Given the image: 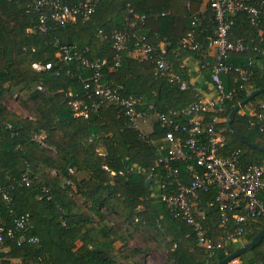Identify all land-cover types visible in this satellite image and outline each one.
I'll return each mask as SVG.
<instances>
[{"label":"trees","instance_id":"trees-1","mask_svg":"<svg viewBox=\"0 0 264 264\" xmlns=\"http://www.w3.org/2000/svg\"><path fill=\"white\" fill-rule=\"evenodd\" d=\"M29 2L0 0V98L4 92L18 89L20 97L25 94L21 100L28 112L25 115L17 113L0 102V185H14L10 206L19 213L29 211L32 214L33 227L28 234L40 237L36 245L19 246L12 240V253L24 256L25 264H34L44 255H47L45 264H123L108 250L117 240L123 242L125 236L106 222L107 210L134 216L138 226L144 224L156 235L165 233L170 247L177 243L175 248L171 247V258L176 264H207V250L198 244L193 227L174 217L154 197L153 184L157 177L150 190L146 187L147 177L156 174L152 169L155 147L127 125L121 107L106 101L91 110L88 117L77 116L70 101L82 98L90 104L93 100L84 87L90 71L76 61L58 62L54 46L55 39L77 46L87 45L91 59L108 57L111 60L116 51L110 33L124 29L127 16L134 18L129 13L132 8L145 14L141 33L147 35L149 42L169 41L172 47H178L190 29L192 13L199 9L200 0H192L190 4L186 0H100L90 19L54 24L44 32L36 28ZM207 6H210L209 0ZM260 19L264 23V14ZM100 28L107 37L99 33ZM260 34V28L250 21L246 12L235 15L230 32L232 39L245 38L252 43ZM202 42L205 53L207 40L203 38ZM261 46L264 48V42ZM187 51H179L178 57H174L177 69L185 55L193 53L198 57L202 54L189 51L187 54ZM252 53H233L231 61L245 64ZM35 60L53 61L54 65L38 71L32 65ZM211 65L207 68L209 79ZM253 70L247 86L227 101L221 122L226 128L229 149L241 148V160L245 164L264 162V150L236 136L229 127L228 117L255 88L263 90L243 106L258 108L264 100V55L257 57ZM155 71L151 59L127 57L118 69L105 68V77L123 83V94L143 96L142 109H148L150 104L155 106V111L181 107L197 97L198 91L190 81L188 88L181 89L179 84L158 77ZM235 74L224 75L227 89L240 84L234 81ZM184 75L188 79L186 72ZM41 84L42 89L38 87ZM150 112L154 114V110ZM251 118L249 114L236 112L232 126L248 141L264 145V131L251 127ZM149 131L151 137H159L164 132L156 118ZM70 167L74 168L73 172ZM25 173L31 179L28 185L20 184ZM80 173L82 177H78ZM67 179L72 183L68 184ZM79 194L83 203L78 200ZM81 203L87 204L89 211L81 210ZM141 205L143 208L139 209ZM10 206L4 201L1 204L11 223ZM94 216H98V220L93 223ZM263 227L264 215L254 218L242 240L230 244L228 250L232 252L248 243ZM126 247L123 246L122 251ZM128 249L139 252L138 248ZM247 252L249 255L243 258ZM245 253L241 257L247 264L263 260L264 238ZM226 255L224 250H217L209 264H218Z\"/></svg>","mask_w":264,"mask_h":264},{"label":"built area","instance_id":"built-area-1","mask_svg":"<svg viewBox=\"0 0 264 264\" xmlns=\"http://www.w3.org/2000/svg\"><path fill=\"white\" fill-rule=\"evenodd\" d=\"M100 0H30V12L39 31H47L51 25L86 21L96 12ZM210 6L192 13L191 26L178 43L179 50L204 53L202 39L207 40V50L213 49L211 78L214 95L212 97L197 93L189 104L181 107H167L156 110L153 104L142 109L143 96L123 94L124 84L115 83L105 77V68L118 69L127 57L151 59L155 63L156 75L169 82L179 84L181 89L189 87L187 73L188 61L182 58L178 69L167 55L161 44L148 41L141 33L145 14H139L132 8L127 16L124 29H115L110 33L115 56L91 59L87 45L54 40L58 62L76 61L90 71L84 87L92 102L82 98L70 101L77 116L88 117L91 110H96L101 102L106 101L121 107L126 115L127 125L137 130L139 137L156 149V157L151 173L156 181L153 184L154 197L162 202L170 213L186 221L193 227L198 244L207 250L208 261L217 250L229 254L228 246L239 243L244 237L249 223L264 215V162L245 164L241 160V148L230 150L222 125V115L226 111L227 101L243 90L254 74L253 65L257 57L264 55V36L260 32L258 40L251 43L245 38L232 39L230 32L235 15L246 12L250 21L261 28L260 15L264 14V0H209ZM166 12H163V14ZM31 30V28H30ZM99 33L108 34L103 29ZM255 42V43H254ZM252 51L245 64L231 61L233 53ZM193 55V53L189 54ZM33 67L38 71L51 69L53 61L35 60ZM236 73L238 86L227 89L224 75ZM43 88V85H39ZM154 110L156 122L164 130L159 137H151L143 124ZM249 114L251 127L264 131V100L258 104L240 110ZM70 172L74 171L70 167ZM152 180V181H153ZM31 179L25 173L20 184H30ZM67 183H72L67 179ZM14 185H0V264H25L24 256L12 253V240L17 245H36L40 237L28 234L33 227L32 214L17 212L10 205L13 201ZM45 191L48 193V189ZM50 196V195H49ZM48 196V197H49ZM10 206L12 222L1 209L2 202ZM174 248L177 243H173ZM47 255L39 257L34 264H45ZM227 264H247L241 256ZM255 264H264L260 259Z\"/></svg>","mask_w":264,"mask_h":264},{"label":"rangeland","instance_id":"rangeland-1","mask_svg":"<svg viewBox=\"0 0 264 264\" xmlns=\"http://www.w3.org/2000/svg\"><path fill=\"white\" fill-rule=\"evenodd\" d=\"M19 90L6 91L4 92V98L2 99L3 103L12 108L17 112L27 114L21 107V103L18 97ZM25 94H21V97ZM20 96V95H19ZM20 97V98H21ZM246 106H243L241 110ZM155 119V115L151 114L147 117V124H143V127L146 131L151 129L152 122ZM80 202L83 203V199L79 198ZM81 203V210L87 212L89 206L87 204ZM143 206H139V209H142ZM105 210V209H104ZM106 222L114 226L120 233L125 236V240H117L115 245L108 246V250L111 253L115 254V257L123 264H131L136 262L137 264H176L175 261L171 258V247L174 248V245L169 246L167 235L160 234L156 235L155 231L145 226L144 224L139 223L138 219L134 216H129L128 214L118 213L116 211H107ZM98 220V216H94V222ZM138 226V227H137ZM166 233H168L166 231ZM130 235V237H129ZM128 240L133 247L138 248L139 252H131L127 246ZM122 243L124 245H122ZM127 246L125 250L122 251V247ZM250 252L244 254L243 258H246Z\"/></svg>","mask_w":264,"mask_h":264},{"label":"crops","instance_id":"crops-1","mask_svg":"<svg viewBox=\"0 0 264 264\" xmlns=\"http://www.w3.org/2000/svg\"><path fill=\"white\" fill-rule=\"evenodd\" d=\"M186 1L188 4H190L192 2V0H186ZM207 2H208V0H200L199 9L208 8ZM260 32L264 33V23L261 24ZM160 44L162 47H164L167 50V55L169 56V58L173 62H175L174 57L177 58L179 51H182V50H179L177 47H172V43L169 41H161ZM187 54H188V51H187ZM213 54H214V50L209 49V50L205 51V53L200 54L198 57L194 56V55H189V54L185 55L183 57V59L188 61V64H189L188 69H187V76H188L190 83L194 85L195 89L199 93H201L207 97H212L214 95L213 84L211 83V81L207 75V68H209L208 65H210L212 63ZM17 94H18L22 109L28 114L27 110L23 106L22 100H21L18 92H17ZM262 96H263V94L261 96H259L257 98V100L261 99ZM3 98H4V94L0 98V102H2V103H3V101H2ZM247 108H248V106L244 107L243 109H247ZM17 113L25 115V113H21V112H17ZM155 118H156V115H155ZM78 177H82V173L78 174ZM81 196H82L81 194L77 195L78 200H79V197H81ZM79 202H80V200H79ZM88 211H89V209H88ZM129 237H130V235H129ZM126 242H127V246L129 248L133 247V245H131L128 240H126Z\"/></svg>","mask_w":264,"mask_h":264},{"label":"water","instance_id":"water-1","mask_svg":"<svg viewBox=\"0 0 264 264\" xmlns=\"http://www.w3.org/2000/svg\"><path fill=\"white\" fill-rule=\"evenodd\" d=\"M263 89L261 88H255L253 90H251L247 96L241 100L229 113V117H228V124L229 127L232 129V131L236 134V136H238L241 140L249 143L252 147L258 148L260 150H264V145H261L257 142L254 141H248L247 139H245V137L239 133L237 130H235L232 126L234 117L236 112H240L241 108L243 107V105H245L248 101H250L253 97H255L257 94H259L260 92H262ZM152 180H153V176L150 174L147 179H146V187L148 188V190H150V186L152 184ZM264 238V227L257 232L252 238L251 240L246 243L243 244L239 247H237L235 250H233L232 252H230L229 254H227L224 258H222L218 264H227L229 260H231L234 257L237 256H241L243 253H245L246 251H248L250 248H253L255 246H257Z\"/></svg>","mask_w":264,"mask_h":264}]
</instances>
